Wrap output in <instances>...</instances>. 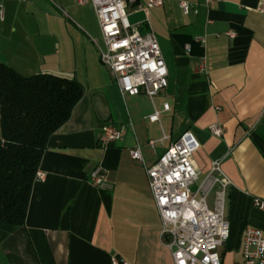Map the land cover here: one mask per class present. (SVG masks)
Returning a JSON list of instances; mask_svg holds the SVG:
<instances>
[{"label":"crops","instance_id":"crops-1","mask_svg":"<svg viewBox=\"0 0 264 264\" xmlns=\"http://www.w3.org/2000/svg\"><path fill=\"white\" fill-rule=\"evenodd\" d=\"M180 2L192 6L188 15ZM262 5L264 0H162V7L146 9L147 0H126L130 25L154 35L160 21L164 26L168 85L150 100L122 95L101 63L105 44L89 2L0 0V63L26 78L75 79L84 89L68 122L48 141L38 171L44 178L33 185L24 226L0 222V264H111L114 257L173 264L144 167L186 132L200 146L192 159L199 179L219 163L230 183L225 218L231 239L219 254L222 264H240L243 231L251 227L264 236V211L253 207L254 199L264 202ZM105 126L121 129L123 137L103 150L98 141ZM212 126L222 130L221 138L210 134ZM136 148L144 166L130 158ZM98 167L106 189L90 184Z\"/></svg>","mask_w":264,"mask_h":264},{"label":"built area","instance_id":"built-area-1","mask_svg":"<svg viewBox=\"0 0 264 264\" xmlns=\"http://www.w3.org/2000/svg\"><path fill=\"white\" fill-rule=\"evenodd\" d=\"M3 1V0H2ZM91 4L105 44L100 52L103 66L110 72L122 95H144L150 100L157 97L168 85V71L153 32H142L130 25L126 0H78L80 5ZM162 0H147V7L160 8ZM1 8V7H0ZM184 15L192 6L180 2ZM264 13V5L260 8ZM189 52V46H186ZM205 62L199 66L204 72ZM168 111L167 104L163 106ZM155 112L148 120H158ZM213 137L221 138L222 130L209 128ZM123 131L105 126L98 144L108 149L120 141ZM149 146L154 147L150 142ZM200 146L194 136L186 132L172 143L149 169L145 168L148 188L160 217L163 245L170 251L173 264H222L219 250L231 238V229L225 218L226 192L229 181L222 174L220 164L214 163L210 173L199 183V175L192 159ZM133 162L143 165L139 148L129 152ZM217 175V176H216ZM44 176L37 174L36 180ZM90 184L98 189L108 188L106 175L100 167L89 175ZM253 207L264 211V202L253 200ZM240 264H264V236L257 229L248 227L242 233ZM111 264H128L116 257Z\"/></svg>","mask_w":264,"mask_h":264},{"label":"trees","instance_id":"trees-1","mask_svg":"<svg viewBox=\"0 0 264 264\" xmlns=\"http://www.w3.org/2000/svg\"><path fill=\"white\" fill-rule=\"evenodd\" d=\"M83 95L84 89L75 79L47 74L26 78L0 63L2 224L24 226L48 141L68 122Z\"/></svg>","mask_w":264,"mask_h":264},{"label":"rangeland","instance_id":"rangeland-1","mask_svg":"<svg viewBox=\"0 0 264 264\" xmlns=\"http://www.w3.org/2000/svg\"><path fill=\"white\" fill-rule=\"evenodd\" d=\"M126 12L128 13L129 12V10L128 9H126ZM157 20H159V18L157 19ZM161 22V21H160ZM159 22V29H157V30H155V36L157 37V40H158V42H159V45H160V49H161V51H164V49H163V46H162V44H164V26L162 25L163 23H160ZM98 41L100 42V47L102 48V49H104V44H103V40H101V38H99L98 39ZM166 45V44H165ZM166 47V46H165ZM201 182V179H199V181L197 182V184L196 185H199V183ZM225 210H226V206H225ZM234 252H236V251H233V258H234V260L236 261V262H238L239 261V256H238V254L237 253H234Z\"/></svg>","mask_w":264,"mask_h":264}]
</instances>
